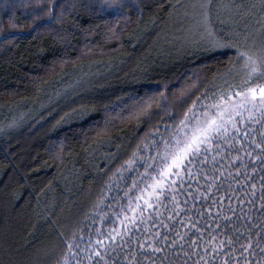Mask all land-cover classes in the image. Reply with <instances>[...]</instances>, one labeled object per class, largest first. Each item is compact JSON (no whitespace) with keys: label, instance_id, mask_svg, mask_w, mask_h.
Here are the masks:
<instances>
[{"label":"trees","instance_id":"16d2710c","mask_svg":"<svg viewBox=\"0 0 264 264\" xmlns=\"http://www.w3.org/2000/svg\"><path fill=\"white\" fill-rule=\"evenodd\" d=\"M185 1L203 41L179 37ZM196 2L0 0V112L43 107L0 136V264H264V112L234 108L236 48L261 57L264 0ZM82 75L46 108L57 80ZM216 105L227 131L143 207L164 142Z\"/></svg>","mask_w":264,"mask_h":264},{"label":"snow or ice","instance_id":"6c2138e0","mask_svg":"<svg viewBox=\"0 0 264 264\" xmlns=\"http://www.w3.org/2000/svg\"><path fill=\"white\" fill-rule=\"evenodd\" d=\"M213 47H225V45L215 42ZM261 51L264 53V49ZM236 55L238 61L242 62L247 69V73L244 79L245 86L234 93L241 97L234 108H245L246 105H251L252 108H260L264 112V55L254 58L249 51H241L239 47L236 48ZM215 107L218 109L215 114L202 113L197 117L193 112L191 119L186 117L182 121L181 134L174 137L171 144L164 142L163 152L157 153L160 161L154 169L155 175H151L146 169L145 175L148 176V180L145 181L141 194L136 197L144 201L143 207L151 208L153 199L159 203V194L165 191L166 186L171 188L177 182L175 178H179L182 171L190 174L189 168L193 160L199 159L202 151L208 150L207 146L216 135H219L221 131H227L225 124L231 121L232 112L228 113L226 121L224 110H221L219 105ZM137 207L141 206L137 205ZM109 235L111 236V233ZM67 247L71 252L72 245L68 244ZM261 251L264 252V248H261ZM96 255L100 253L97 252ZM65 264H67L66 261ZM225 264L228 262L225 261ZM236 264H240L239 260ZM243 264H252V262L246 258ZM256 264L261 262L257 261Z\"/></svg>","mask_w":264,"mask_h":264},{"label":"rangeland","instance_id":"374dc122","mask_svg":"<svg viewBox=\"0 0 264 264\" xmlns=\"http://www.w3.org/2000/svg\"><path fill=\"white\" fill-rule=\"evenodd\" d=\"M189 1H192L193 3L195 2V4L198 3V2H196V0H189ZM185 3H187L186 6L184 8L181 7L179 9L178 13L175 14V16H174L175 23L178 26V32H180L179 37H180L182 43L187 42V41L192 40V39L203 41L202 32L200 30L201 29V21L199 24H197V22L199 21V18L196 16V12L198 9H195L196 12L194 14V8H192L191 5H189L190 2L185 1L182 3V6ZM196 6L197 5H195V8H196ZM259 35H260V31L257 30L255 32V38L257 40H260L258 38ZM249 43L254 44L253 41H251ZM259 47H261V49L259 51L264 49V41H263V44H261ZM259 51L257 53L260 54V56L264 55V54H262V52H259ZM93 68H95V67L93 66ZM87 70L89 71V70H91V68H88ZM242 70L245 72L244 75L246 76L247 69L244 67V65L242 67ZM95 72H98V71H95ZM95 72H93V73H95ZM79 73H82V70L79 69L76 72H74L75 75L79 74ZM84 75L78 77L77 78L78 81H72L71 83L68 82L67 84L62 82L64 78L57 80L56 83L52 85V90L50 91V93L43 99V104H46V108L48 106L53 107L56 104H58L59 102H61V100L64 99V98H61V96L62 97H63V95L65 96V94L69 91L71 93V98H72V96L76 92V91L74 92V90L77 86H79V87L86 86L92 80L93 77L84 76ZM96 76H99L98 73ZM41 103H42V101H40L38 103H31L30 108H27V104H25V105H23V108L20 110H17L20 108V106H11V107L4 108L3 111L0 112L1 115L3 114L2 117L3 118L5 117L0 122V136L4 137L7 134L9 135L10 133L17 131V130L25 127L26 125H28L32 120H34V118L31 114L28 115V113L24 112V111L25 110H32L33 111V109H39L40 107L43 108ZM50 107H48V108H50ZM9 113L13 114L15 116L12 119H9L7 116H5V115H8ZM198 115L200 116V113ZM196 116H197V114H196ZM186 117L191 119L192 113H189L188 116H186ZM15 119H18L17 122L14 121Z\"/></svg>","mask_w":264,"mask_h":264}]
</instances>
